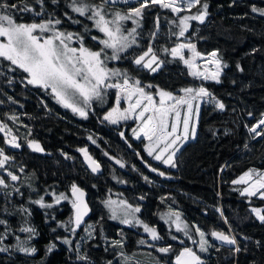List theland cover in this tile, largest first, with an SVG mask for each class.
<instances>
[{
    "label": "trees",
    "instance_id": "1",
    "mask_svg": "<svg viewBox=\"0 0 264 264\" xmlns=\"http://www.w3.org/2000/svg\"><path fill=\"white\" fill-rule=\"evenodd\" d=\"M9 2H26L34 12L42 13L39 16L34 12L17 13V22L59 19L61 23L56 28L74 34L71 46L79 47L75 34H80L85 47L91 50L103 47L91 39L92 36L104 38L103 34L92 21L71 11L68 6L71 0H58L55 4L44 0L43 6L37 0ZM86 2L97 4L100 0ZM201 3L209 5L205 22L190 23L186 35L201 55L218 51L217 58L222 61L219 83L193 78L179 58L173 59L170 50L179 42L173 35L176 27L171 23L176 16L158 5L145 10L140 19L137 45L124 54L125 58L108 63L110 68L126 71L131 79H139L142 85L156 86L146 89L153 95L157 88L176 96L183 95L181 89L202 84L225 105L224 110H219L214 104L201 103L195 138L179 147L173 168L152 163L142 149L144 140L134 141L125 123L117 127L103 119L106 110L115 103L116 89L107 90L103 103L92 102L84 119L57 103L50 91L27 84L26 73L19 69L9 72L10 63L0 58V71L5 73L0 76V119L21 145L10 154L14 159L6 165L19 179L11 181L2 174L9 186L0 188V219L7 221L11 234L0 246L16 245L17 236L21 241L28 240L29 234L20 232L19 228L31 226L36 229V235L26 246L37 249L35 254L27 255L10 247L9 252L0 253V264H175L176 254L184 247L196 251L204 264H264V222L251 211L252 208L264 210V199L241 195L244 185L232 183L251 168L264 171V136L254 139L248 131L264 114V17L250 10L253 5L264 7V0H201ZM133 6L138 5L133 1L131 5L122 2L107 6L108 19L113 18L114 12L126 13ZM198 8L199 5L192 11L197 12ZM123 25L125 29L136 27L131 21ZM150 44L160 60L165 61L157 73L138 68L131 62ZM31 140L37 141L44 151H31L28 147ZM82 148L101 163V175L86 170L79 151ZM117 160L124 167L116 163ZM143 162L157 171H149ZM161 171L164 176L158 174ZM73 183L86 190L92 207L90 217L85 220L92 227L80 226L76 234L61 227L73 216L70 200L56 204L51 195L55 192L70 196ZM41 196L53 207L33 203ZM106 198L140 207V219L156 228L163 239L152 241L138 226L112 222L103 204ZM217 206L223 209L225 221L215 211ZM22 208L27 211H21ZM169 209L180 212L193 228L199 227L205 232V238L213 247L200 252V236L195 232L191 240L173 241L170 231H164V224L158 220V214ZM3 228L0 225V231ZM229 228L236 237L239 252L233 247L217 245L211 236L212 231L229 234ZM85 229L91 231L92 236ZM65 237L72 244L62 243ZM141 240L145 243H140ZM115 241H120L122 246H114ZM51 243L56 247L48 252ZM169 244L172 245L169 253L157 251ZM83 255L89 257L88 261L78 259Z\"/></svg>",
    "mask_w": 264,
    "mask_h": 264
},
{
    "label": "snow or ice",
    "instance_id": "2",
    "mask_svg": "<svg viewBox=\"0 0 264 264\" xmlns=\"http://www.w3.org/2000/svg\"><path fill=\"white\" fill-rule=\"evenodd\" d=\"M43 2L44 0H37V3L41 4V6H43ZM57 2L58 0H52L53 4ZM117 2L118 0H100L97 4H89L86 0H71V3L68 5L72 12L78 13L81 17H86L87 20L92 21L94 27L103 34L104 38L91 37L92 40L98 41L103 46L99 50H91L84 46V37L80 34H75V41L79 43V47L71 46L74 41V34L59 31L56 28V25L61 23L59 19H48L39 23L17 22V13L34 12V9L26 2L10 3L9 0H0V58L10 63L9 72H15L19 69L23 73H26L25 79L27 80V84L42 88L45 91L50 90L58 103L84 119H87L88 109L91 107L93 101L103 103L107 90L116 89L115 103L117 107H113L107 112L103 119L112 124H117L120 119L128 120L129 118H134L136 121H139V131L133 129V135L137 139H140L141 135H143L150 142L146 146L148 155L153 156L157 152V149H159V152L154 155V159L175 167L174 157L180 150L175 145L182 138L184 141H187L189 138V125L194 112V102H200L195 104L197 119L201 103L214 104L215 108L219 110H224L225 105L217 100L202 84L198 87L181 89L183 95L179 96L158 88L155 95H153L151 91H147L146 89H153L156 86L151 84L142 85L139 79H131L126 71H122L119 68H110L108 67V63L125 58L124 54L134 45H137V28L140 26V19L143 18L145 10H150L151 6L158 5L162 9H169L176 16V19L171 21V23L175 25L178 32H174L173 35L180 38L185 37L186 32H188L190 27L189 21H198L201 24L205 22L209 5L201 3V0H134V3L138 6L129 7L126 13L116 11L112 14L113 18L108 19L109 12L107 6ZM123 2L131 5L133 0H123ZM198 5L199 8L196 13L180 15L182 12L191 13L192 9L197 8ZM250 10L252 13L264 17V7L253 5ZM34 14L39 16L42 13L34 12ZM125 21H131L136 27L125 29L123 25ZM74 22L80 23V21ZM156 25L158 30L159 17H157ZM48 33L51 34L46 35ZM152 35L155 37L156 33L154 32ZM185 49L191 51V59L185 58ZM164 51L168 52L169 49H164ZM170 54L173 59L179 58V60L183 61L189 69L188 74L193 78L220 82L222 61L217 58L218 51H213L210 54L213 57L211 63L215 64V71L211 72L208 69L198 70L195 60L201 54L196 51V46L193 43H178L175 47L171 48ZM131 62L138 68L147 69L151 73H157L165 64V61L160 60L155 54L151 44L146 51L136 56ZM223 66L227 67V65ZM237 67L239 68V65ZM240 70L242 71V69ZM2 75H5V73L0 71V76ZM11 83L12 81L9 80V84ZM156 97L159 99L157 100ZM133 98H135L134 102ZM121 99L128 102V107L123 111L119 108ZM181 109H186L182 121V132L179 130ZM170 117H173L171 124L169 123ZM10 119L15 120L16 117H10ZM262 126H264V118L249 128V131L255 134L253 138L264 136V132L258 131ZM7 128V124L0 123V133H4ZM10 133L11 129H8V134ZM195 134L196 127L193 125L191 127L192 138H195ZM120 135L123 137L124 133H120ZM89 139L92 140V137L90 136ZM4 142L12 148L21 147L16 142L15 136L7 139L6 135ZM92 142L95 143V140H92ZM28 147L35 152L44 151L35 140L28 141ZM169 149H172V151L165 159L164 155L169 152ZM79 151L84 153L93 173L100 170V164L87 154V149H79ZM13 159L14 157L7 155L5 149L0 147V188L6 189L9 186L2 175L3 172L7 173V177H10L11 181L19 179L17 175L11 171H7L6 168V165ZM116 163L121 164L119 160ZM121 167H124V165L121 164ZM20 171H23V169L21 168ZM151 171L156 172L157 169L151 168ZM158 174L160 176L165 175L162 171ZM144 179L147 180L148 177H144ZM232 183L246 185L241 191V195L249 197L259 196L260 199H264V191H262L264 190V172L249 169L238 179L233 180ZM16 192L19 193V189H16ZM5 195L8 194L6 193ZM51 195L54 197L56 204H59L61 201L70 200L74 215L66 223H62L61 227H65L66 231L76 234L77 229L84 223V217L89 212L88 204L84 199L85 192L77 184L73 183L70 186V196L65 193L56 194L55 192L51 193ZM33 203L46 208L53 207L52 203L44 202L43 196ZM104 203L111 212V219H118L124 225L142 226L143 231L149 234L152 241L163 239L158 234L156 228L150 227L135 216V213L141 211L140 207H133L127 201L121 200L117 202L111 198L107 199ZM21 211L26 212L27 209L22 208ZM251 211L260 221L264 222V214H262L264 210L252 208ZM161 219H164L166 223L175 225L177 232H182L188 239H192L188 231L189 226L181 220L180 213L169 212L162 216ZM0 225L4 226L3 231H0V245H3L4 241L11 234V228L4 219H0ZM91 227V225L88 226V228ZM195 230L200 236V241L198 242L199 251L207 252L209 247H213V245L205 238V232L199 227H196ZM19 231L29 234L28 240L21 241L20 237L17 236L16 245L0 246V253L9 252L10 247H15L17 251L27 255L36 253L37 249L35 247L26 246L35 237L36 229L26 226L20 227ZM85 231L88 230L85 229ZM88 235L92 236V232L88 231ZM211 236L223 244H237L235 237H231L223 231H212ZM171 239L177 240L178 237L172 236ZM180 242L183 243L182 240ZM193 242L197 243L196 241ZM62 243L70 245L72 241L65 237L62 239ZM140 243L143 244L145 241L141 240ZM114 246H122V244L120 241H115ZM55 247V243H51L47 251L51 252ZM234 250L239 252L240 248L236 247ZM157 251L167 254L172 251V245L159 247ZM78 259L86 262L89 257L83 255L78 256ZM175 264H204V261L192 248L184 247L176 254Z\"/></svg>",
    "mask_w": 264,
    "mask_h": 264
},
{
    "label": "rangeland",
    "instance_id": "3",
    "mask_svg": "<svg viewBox=\"0 0 264 264\" xmlns=\"http://www.w3.org/2000/svg\"><path fill=\"white\" fill-rule=\"evenodd\" d=\"M134 1V0H133ZM123 2V0H118V4H120V3H122ZM194 13H196L195 11H191V13H188V12H182V13H180V15H187V14H194ZM193 21H189V25H190V23H192ZM176 30H177V32H178V29L176 28ZM46 35H50V34H46ZM189 39H190V37L188 36V35H186L185 34V37H180L179 38V42L178 43H189L190 41H189ZM191 43V42H190ZM184 55H185V58L186 59H191L192 58V53H191V51H189V50H187V49H185L184 50ZM213 60V57L210 55V54H207V55H201L200 57H197L196 58V60H195V64L198 66V70H204V69H208L209 70V72H211V71H215V64H213V63H211V61ZM183 62V61H182ZM201 80H203V79H201ZM117 91V90H116ZM122 96H123V94H122ZM179 96V95H178ZM115 100H116V98H115ZM134 100H135V98H133V102H134ZM93 102H95V101H93ZM196 103H200L199 101H196V102H194V112H193V115H192V117H191V119H190V125H189V129H190V131H189V138H188V140H190L191 138H192V136H191V127L193 126V125H195L196 126V121H197V117H196V115H195V104ZM113 107H117V105H116V103H114V105L110 108V109H108V110H106V112L104 113V115H103V117L107 114V112H109ZM128 107V102L126 101V100H124V99H121V103H120V105H119V108H120V110L121 111H123L124 109H126ZM139 111V110H138ZM185 112H186V109H181V124H180V126H179V130L182 132V130H183V126H182V121H183V116H184V114H185ZM172 119H173V117H170V119H169V123L171 124V122H172ZM107 122H109V121H107ZM110 123V122H109ZM122 123H125L126 125H124V127H126V129H127V131L129 130L130 131V135H131V137H132V139L134 140V141H138V140H140V139H143L144 140V144L142 145V149L144 150V152H145V154H146V156H147V158L148 159H150L151 160V162L152 161H154L155 163H157L158 165H160L161 167H164V168H169V167H171L170 165H166V164H164V163H162L161 161H157V160H155L154 159V155H156L158 152H159V149H157V152L156 153H154L153 154V156H149L148 155V153H147V151H146V146L150 143L146 138H144L143 137V135H141V137H140V139H137L134 135H133V129H137V131H139V124H140V122L139 121H136L134 118H129L128 120H123V119H120L119 120V122L117 123V124H113V125H115V126H117V127H120V124H122ZM258 123V122H257ZM112 124V123H111ZM262 128V127H261ZM258 131H259V129H258ZM122 133H124V131L122 132ZM251 133V132H250ZM253 136L255 135L254 133H251ZM187 140V141H188ZM184 142H186V141H184L183 140V138L180 140V141H178L177 142V144L175 145V147H177V148H179ZM161 147H163V145H161ZM171 151H172V149H169V152L168 153H165V155H164V158L166 159L167 158V155H169L170 153H171ZM153 163V162H152ZM171 168H173V167H171ZM252 169V168H251ZM256 170V169H255ZM259 171V170H258ZM260 172H264V171H260ZM240 177V176H239ZM244 187H246V185H244ZM262 191H264V190H262ZM247 196V195H246ZM249 197V196H248ZM255 197V196H254ZM256 197H259V196H256ZM107 199H109V198H106L104 201H103V204H104V206H105V201L107 200ZM112 200H115V201H117V202H119L120 200H116V199H114V198H111ZM132 206H133V204H131ZM134 207V206H133ZM105 208H106V210H107V212H108V215H109V218H110V220L112 221V222H114V223H116V224H118V225H124V224H121L120 223V221L117 219V220H113V219H111V212H110V210H109V208L108 207H106L105 206ZM169 212H178V211H175V210H171V209H169V210H162L159 214H158V220L160 221V222H162L164 225V231H170V236H177L178 237V239H182V238H186V239H188V237H186V236H184V234L182 233V232H177L176 230H175V225H171L170 223H166L165 222V220L164 219H161V217L162 216H164L165 214H167V213H169ZM178 213H180V212H178ZM180 215H181V220L183 221V222H185V223H187L188 224V231H189V233H190V235L192 236V238L195 236V233H197L196 232V228H193L189 223H188V221L182 216V214L180 213ZM135 216L138 218V219H140V217H139V215H138V213H135ZM141 220V219H140ZM142 221V220H141ZM143 223H145L144 221H142ZM147 224V223H146ZM148 225V224H147ZM83 227H88L89 226V223L87 222V223H84L83 225H82ZM125 226V225H124ZM130 226V225H129ZM150 226V225H149ZM138 227H140L141 229V231L145 234V232L143 231V227L142 226H138ZM151 227V226H150ZM195 232V233H194ZM148 234V233H147ZM149 235V234H148ZM177 239V240H178ZM177 240H173V241H177Z\"/></svg>",
    "mask_w": 264,
    "mask_h": 264
},
{
    "label": "water",
    "instance_id": "4",
    "mask_svg": "<svg viewBox=\"0 0 264 264\" xmlns=\"http://www.w3.org/2000/svg\"><path fill=\"white\" fill-rule=\"evenodd\" d=\"M82 149H86V148H82ZM87 154L89 155V156H91L92 157V159H94L95 161H97L90 153H89V151L87 150ZM81 157H82V160H83V164H84V166H85V168H86V170L88 171V172H90V173H92L93 175H101L102 173H103V166L101 165V163H99L98 161V163L100 164V170L99 171H97V172H95V173H93L92 172V170H91V167L89 166V161L85 158V155H84V153H82L81 152ZM143 164H144V166L149 170V171H151V166L148 164V163H145V162H143ZM79 186V185H78ZM80 187V186H79ZM84 192H85V197H84V199H85V201H86V203L88 204V208H89V212H88V214L84 217V223H85V220L90 216V214H91V207H90V204H89V201H88V197H87V192H86V190L85 189H83L82 187H80ZM73 215H74V210H73ZM84 223H82L81 224V226L84 224ZM226 234V233H225ZM216 241V243H217V245H219V246H223V247H232L233 245H227V244H223L222 242H220V241H218V240H215Z\"/></svg>",
    "mask_w": 264,
    "mask_h": 264
},
{
    "label": "flooded vegetation",
    "instance_id": "5",
    "mask_svg": "<svg viewBox=\"0 0 264 264\" xmlns=\"http://www.w3.org/2000/svg\"><path fill=\"white\" fill-rule=\"evenodd\" d=\"M50 91V90H49ZM53 96V95H52ZM54 97V96H53ZM56 101V100H55ZM57 102V101H56ZM58 103V102H57ZM60 104V103H59ZM61 105V104H60ZM70 110V109H69ZM71 111V110H70ZM2 113V112H1ZM0 123H2L1 122V119H0ZM8 129L9 128H7V129H5V132L4 133H0V147H3L4 149H5V152H6V154L7 155H9L10 156V154H12L13 153V151L14 150H16V149H18V148H12V147H10V146H8L7 144H5V142H4V140H5V136L7 135V139H11L13 136H15L14 134H13V132H12V130H11V133L10 134H8ZM16 137V136H15ZM16 142H17V137H16ZM18 143V142H17ZM31 151H33L32 149H31ZM80 155H81V152H80ZM8 171V170H7ZM2 174H4V175H7V173L6 172H3ZM89 201V200H88ZM89 204H90V202H89ZM90 207H91V204H90ZM72 210H73V208H72ZM91 211H92V207H91ZM92 213V212H91ZM91 215V214H90ZM90 217V216H89Z\"/></svg>",
    "mask_w": 264,
    "mask_h": 264
},
{
    "label": "built area",
    "instance_id": "6",
    "mask_svg": "<svg viewBox=\"0 0 264 264\" xmlns=\"http://www.w3.org/2000/svg\"><path fill=\"white\" fill-rule=\"evenodd\" d=\"M263 118V116L260 118V119H262ZM259 119V120H260ZM261 129V128H260ZM260 129H259V131H260ZM254 137V136H253ZM258 138H260V137H255L254 139H258ZM215 211L222 217V219L225 221V217H224V214H223V209L220 207V206H217L216 208H215ZM228 231H229V236H231V237H235V235H234V233H233V231H232V229H228ZM235 239H236V237H235ZM236 247H238L237 246V244L236 245H233V249H235ZM235 251V250H234Z\"/></svg>",
    "mask_w": 264,
    "mask_h": 264
},
{
    "label": "bare ground",
    "instance_id": "7",
    "mask_svg": "<svg viewBox=\"0 0 264 264\" xmlns=\"http://www.w3.org/2000/svg\"><path fill=\"white\" fill-rule=\"evenodd\" d=\"M263 118H264V116H263Z\"/></svg>",
    "mask_w": 264,
    "mask_h": 264
}]
</instances>
